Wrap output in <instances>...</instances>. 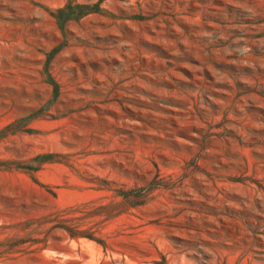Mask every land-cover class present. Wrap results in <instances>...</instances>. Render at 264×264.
<instances>
[{
    "label": "rangeland",
    "instance_id": "rangeland-1",
    "mask_svg": "<svg viewBox=\"0 0 264 264\" xmlns=\"http://www.w3.org/2000/svg\"><path fill=\"white\" fill-rule=\"evenodd\" d=\"M0 264H264V0H0Z\"/></svg>",
    "mask_w": 264,
    "mask_h": 264
}]
</instances>
